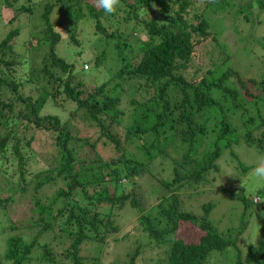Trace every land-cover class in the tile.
<instances>
[{
    "label": "trees",
    "instance_id": "obj_1",
    "mask_svg": "<svg viewBox=\"0 0 264 264\" xmlns=\"http://www.w3.org/2000/svg\"><path fill=\"white\" fill-rule=\"evenodd\" d=\"M19 1L0 0L14 9V20L23 13L34 15L38 11L39 5L35 2L28 0L33 8L25 4L17 7ZM70 1L73 0H47L45 3L40 15L44 23L39 32L43 44L42 39L37 38H31L29 44H19L16 39L20 34L19 27L10 30L0 41V129L8 126L11 116H16L24 121L26 128V124L31 123L38 131L52 132L55 138V166L37 175L39 180L35 191L58 178L63 185L48 205L37 198L34 210L38 211L41 222L37 236L55 231L56 224L61 233L54 236L60 242L44 244L43 259L53 262L56 253L64 264H88L82 257L86 245L101 242L119 229L112 216L103 209L109 208L111 213L113 209L130 205L141 213L143 232L150 239L157 244L169 243L162 256L152 258L155 264H210L213 252L227 249L234 252L233 264H264V238L256 246H249L245 254L238 239L246 224L243 220L250 201L253 206H259L258 210L264 208V186L258 191L261 202L256 205L253 198L246 196L245 187L241 188V194H236V198L244 205L243 220L240 227L223 234L216 230L210 219L212 202L203 204L204 213L200 216L184 210L177 195L178 191L198 189L211 171L218 170V161L227 150L238 168L249 172L251 166L232 150L234 145L249 147L259 153L264 151V110L261 109L264 108V60L262 76L238 77L237 87L229 85L231 73L226 66L230 56L226 52L216 64L221 65L219 76L215 75L217 69L213 68H196L191 74L186 71L194 61L200 63L208 54L203 45L211 38L217 39L208 9L216 12L233 8L228 0H121L128 8L122 31L102 24L103 9L83 0H77L80 3L78 10L71 9ZM256 3L264 8V1ZM57 5L65 9L69 20L68 35L74 48L80 46L77 27L83 18H94L96 29L106 38L119 39L114 48L119 50L120 68L101 84L92 87L84 84V77L74 61L57 53V47L64 39L56 30L63 22L54 23L51 19ZM239 13H244L246 20L253 22L254 14L248 13L246 7L239 8ZM125 32L131 36L126 37ZM137 33L144 36H137ZM123 38H131L135 44L134 47L129 45L127 57L120 41ZM14 39L18 51L13 49ZM43 45L47 50L37 62V46ZM101 61L102 56L97 55L92 67L99 68ZM24 65L32 67L30 76L39 91L35 97L21 94L22 84L14 78L17 67ZM85 66L89 68L88 64ZM129 80L140 81L146 93L132 95L133 105L126 111L122 101L129 94L126 87ZM62 87L66 99L76 104L70 119L79 120L85 129H90V134L81 135V129L76 128L70 119L63 123L55 115L41 116L49 99H55ZM215 92L219 93L220 100ZM17 106H21L18 112ZM237 111L241 114L237 115ZM126 119L128 123L124 126ZM19 129L16 124L5 135H0V161L7 160L5 150L14 133L17 139L14 147L20 163L12 176L18 175V190H25L27 169L24 168L25 158L17 134ZM256 131L259 135L254 134ZM35 138L33 134L29 141ZM99 144L111 153L100 151ZM134 146L136 151L132 148ZM170 147L179 151V157L173 159L171 179L159 180L158 186L163 189L158 191L164 194L158 205L163 220L168 222L160 228L155 226V219L145 213L144 198L138 190L129 191L128 188L144 175V167L149 168L159 158L162 161L169 157L167 148ZM0 173L7 174L1 170ZM125 179L132 183H123ZM8 184L15 189L14 185ZM168 193L170 197H166ZM81 197L85 204L80 201ZM12 199V195L0 196L1 214ZM58 203L60 206L55 209ZM45 214L49 219L44 217ZM194 229L200 231L196 237L190 234ZM37 242L38 238H34L32 243H27L21 233L14 234L7 241L4 257L12 264H27ZM141 248L143 246L139 245L134 253L126 254L128 257L121 264H138Z\"/></svg>",
    "mask_w": 264,
    "mask_h": 264
},
{
    "label": "rangeland",
    "instance_id": "obj_2",
    "mask_svg": "<svg viewBox=\"0 0 264 264\" xmlns=\"http://www.w3.org/2000/svg\"><path fill=\"white\" fill-rule=\"evenodd\" d=\"M29 1L39 5L38 11L35 12L34 15L28 14L29 12L23 13L21 17H17L15 20L13 18L15 14L14 9L7 7L2 2L0 3V41L7 36L10 30L19 27L20 34L16 38L19 44H29L31 38L42 39L41 42L42 44L44 43L43 37L40 35L41 33H39L44 23V21L40 19V15L47 0ZM29 1L20 0L16 3V6L19 7L25 4L27 7H32ZM263 1L264 0H228L229 6L233 8H226L224 11L218 10L216 12H214L212 8L208 9L207 13H209L208 16L211 17L210 21L212 28L214 27L216 32L217 39L213 40L211 38L203 45V49L206 50L208 54H206L204 60L200 61V63L194 61L193 65H190L186 71L191 74L194 73L196 68L200 70L213 68L215 70L217 69L215 75L219 76L222 73V69L221 65L216 64L217 62H221L220 60L226 52V54L230 56V61L226 66V69L228 68L227 70L231 73L230 86L235 85L237 87L238 77L247 79L252 76H257L260 78L263 72L262 61L264 60V40L262 43V39L264 38V8L257 5L256 2ZM83 2H90L95 5V0H83ZM69 4H71V9L76 8V10H78L80 7V3L77 2V0L70 1ZM241 7H246L248 13L252 12L254 14L253 22L246 20L244 13L238 14L239 8ZM127 10V6L121 2V6L118 7L117 12L114 14L109 15L103 11L101 15L102 24L106 28L122 31V21L124 16L128 14ZM52 14L51 19L54 23L58 21L63 22V25L56 28L64 38L57 47V53L67 60L74 61L77 69L81 71L79 72L80 75L84 77V84L91 85V87L101 84L106 77L111 76L116 69L120 68V63L117 59L119 50H117L116 47L114 48V43H117L119 39L117 37L108 39L101 35V32L96 29L94 18H83L79 22L77 27V38L80 41V46L76 49L72 46L73 44L68 35L69 20H67L65 9L63 10L60 5H57ZM39 23H41L40 26H38ZM135 34L136 33L133 32V35ZM125 36L130 37L131 35L126 33ZM137 36H144V34L137 33ZM120 41L123 43L124 55L127 57L129 45L134 47L135 44L131 38H123ZM14 42L15 39L13 40V49L15 48L14 50L18 51L16 50L18 48L14 47ZM37 48H39L38 51H36L37 62H40L41 56H43L45 50H47V46H37ZM75 52L77 54H75ZM97 55L102 56V61L99 68L95 69L91 64ZM15 57L17 56L15 55ZM11 58L10 56L9 59ZM18 59L19 57H17V60ZM85 64L89 65L88 69H86ZM30 68L32 67L28 65L22 67L18 66L14 78L22 84L20 87L21 94L35 97L39 95V91L36 82H34L30 76ZM78 78L77 80H79ZM126 83V87L129 88V94L123 97L122 107L127 111L133 105L131 102L132 95L135 97V95H144L146 92L140 81L129 80ZM215 96L218 100L221 99L218 92H215ZM66 98L67 96L63 92L62 87L55 99H49V102L40 113L41 116L55 115L58 116L63 123L68 121L76 109V104ZM227 105L230 106V102H228ZM20 107L21 106L16 107L17 112ZM250 107L252 108L253 106ZM261 109L264 110V108ZM236 113L237 115L241 114L240 111ZM70 122H72L76 128L81 129V135L85 133L90 134V129H85V126L82 125L79 120L70 119ZM127 123L128 119L125 120L124 126ZM16 124L19 125L20 128L17 130V134L21 142L20 147L22 154L25 158L26 164L24 168L27 169L26 178L28 183L25 185V190H18L20 187L17 181L18 175L12 176V173H14V170L18 169V164L20 163L14 147L17 139L15 134L12 133L8 148L5 150L7 160L4 158L0 161V170L7 173H0V196L4 198L12 195L13 198L7 209L3 211L2 214L0 213V264H12V261L6 260L4 256L8 239L10 236L18 233H21L27 243H32L34 238H38V242L35 244L27 264H64L61 256L56 253L53 255V262H46V260L43 259V255H45L44 244L46 242H50V244L60 242L56 240L54 236L61 232L59 226L56 224L55 231L47 232L46 235L43 236H37L41 222H39L38 211L36 210L35 212L34 210V203L37 198L48 205L57 189L63 185L61 178H58L55 182L46 183L44 187L35 191L36 182L39 180L37 175L55 166V158L53 157V148L55 144L54 134L47 130L38 131L31 123H27L26 128L23 120L21 121L16 118V116H11L8 121V126L1 127L0 135H5L11 128H15ZM33 134L36 135L35 140L29 141ZM254 134L259 135L257 131L254 132ZM132 148L135 151L137 149L136 146ZM99 150L105 154L111 153L109 150L104 149L101 144H99ZM232 150L246 165L251 166L249 172L245 173L238 168L237 162L234 160L231 152L227 150L218 161V170L211 171L198 189L177 192L179 200L182 202V208L200 216L204 213L203 204L212 202L214 206L210 212V219L216 230L222 234L226 233L229 229H235L241 225L244 205L243 202H240L236 198V194L238 196L241 194V188L245 187L246 196L253 198L255 201L254 205H256L261 202L257 196L258 191L264 186V178L253 175V169L257 166L258 160L264 158V151L259 153L256 150H251L249 147L245 148L242 145H234ZM167 153L169 157L166 159H162L161 161L159 158L155 164L149 165V168L144 167V175L135 179L133 187H130L132 186L131 184L128 188L129 191H132L133 188L138 190L144 198L145 213L154 218L155 226H160V228L166 226L168 222L163 220L164 216L162 217L163 214L160 213L161 209L158 205L161 203V198L164 194L163 191H158V189L162 188L158 186L159 180L160 178L171 179L173 159L179 157V151L171 147L167 148ZM8 182L14 185V190L9 187L10 184L7 185ZM123 183L130 184L132 181L125 179ZM233 194H235V196ZM76 197H78V194H76ZM166 197H170V193H168ZM80 201L83 204L86 203V201L82 200V197ZM59 206L60 203L56 204L55 209ZM165 206H168V204H165ZM248 208L249 211L243 220L246 224H244V229L238 236L239 245L243 250V254L246 253L249 246H256L260 240L264 238V208L258 210L259 206H253L252 201H250ZM103 212L112 216V219L116 222L115 225L118 226L119 229L117 232H111L107 238L101 242H90L86 245L82 253L83 260L86 263L114 264L117 261V263L121 264L128 257L126 254H130V252L134 253L135 249L140 245L141 247L143 246V249L141 248V254L137 260L138 264H155L151 261L152 258L158 259L163 255L164 251H166L168 247L167 244L169 245V243L157 244L154 239H150L147 234L143 232V224L141 222L142 215L139 210L133 209L128 205L124 209H113L111 213L109 208H105ZM3 214H5V216ZM44 217L49 219L48 214H45ZM159 218H161V222ZM13 225L17 227L15 230L11 227ZM188 226L193 227L192 224H188ZM199 232L200 231L197 229H194L190 234L192 237H196ZM229 250L230 249L213 252L209 263L233 264L234 252Z\"/></svg>",
    "mask_w": 264,
    "mask_h": 264
},
{
    "label": "clouds",
    "instance_id": "obj_3",
    "mask_svg": "<svg viewBox=\"0 0 264 264\" xmlns=\"http://www.w3.org/2000/svg\"><path fill=\"white\" fill-rule=\"evenodd\" d=\"M95 6L111 15L117 12L118 7L121 6V0H95ZM253 175L264 178V158L258 160L257 166L253 169Z\"/></svg>",
    "mask_w": 264,
    "mask_h": 264
},
{
    "label": "built area",
    "instance_id": "obj_4",
    "mask_svg": "<svg viewBox=\"0 0 264 264\" xmlns=\"http://www.w3.org/2000/svg\"><path fill=\"white\" fill-rule=\"evenodd\" d=\"M87 67H88V66H87ZM87 67H86V68H87Z\"/></svg>",
    "mask_w": 264,
    "mask_h": 264
}]
</instances>
